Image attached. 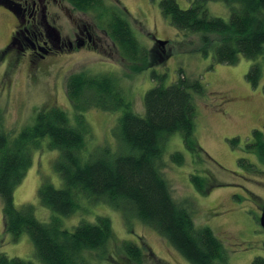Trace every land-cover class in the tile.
Wrapping results in <instances>:
<instances>
[{"label":"trees","instance_id":"obj_1","mask_svg":"<svg viewBox=\"0 0 264 264\" xmlns=\"http://www.w3.org/2000/svg\"><path fill=\"white\" fill-rule=\"evenodd\" d=\"M209 1L222 2L229 10L228 20L210 16L205 7ZM77 7L88 11L102 8V4L78 0ZM159 9L172 27L198 37L197 51L203 57L212 54L216 63L226 65H235L240 57L254 61L245 77L252 87L259 84L264 73V0H194L188 9L180 8L175 0H161ZM101 14L110 13L104 9ZM105 25L131 72L144 71L150 64L152 51L141 47L127 18L111 16ZM151 76L159 84L145 93L141 116L133 111L117 77L86 70L69 75L65 83L72 117L57 107L42 109L33 125L9 138L3 131L0 111L3 231L13 242L22 234L28 235L34 256L42 264H99L94 254L104 259L113 240L108 217L97 216L92 223L82 220L71 231L63 227L60 219L84 212L83 204L92 202H103L126 220L135 219L149 227L189 264H229L222 242L210 228L195 225L187 203L173 199L162 174L164 147L174 134H179L196 155L204 154L193 136V99L204 96L206 88L182 71L178 80L168 86L162 85L163 76L155 73ZM89 110L120 115L111 130L117 143L114 152L104 144L89 150L88 160H84L81 154L86 149L90 129L83 114ZM44 139H48L47 149L58 151L53 166L62 182V187L55 188L43 181L37 190L40 204L52 213L46 223L35 218L31 205L18 208L13 199L15 188L32 164L31 152L42 148ZM238 143L237 137L229 140L231 147ZM242 150L264 164V140L258 130H252L251 142L245 143ZM170 159L178 166L184 163L178 152ZM237 165L257 170L246 158H239ZM190 181L198 194H207V179L191 175ZM2 241L0 236V246ZM117 251L125 257L126 264H143V250L131 241H122ZM0 264L32 263L0 252ZM251 264H264V258L255 257Z\"/></svg>","mask_w":264,"mask_h":264},{"label":"rangeland","instance_id":"obj_2","mask_svg":"<svg viewBox=\"0 0 264 264\" xmlns=\"http://www.w3.org/2000/svg\"><path fill=\"white\" fill-rule=\"evenodd\" d=\"M120 1L118 7L125 10L122 14L131 24L141 47L152 50L149 66L140 73L131 72L128 62L114 52L108 40L105 52L81 51L49 59L43 64V71L37 66L30 69L25 62L16 64L13 56L8 60L1 59L0 55V111L4 133L9 138L15 137L22 129L33 125L42 109L57 107L72 117L73 108L66 97L65 83L69 75L81 70L112 73L127 93L133 111L140 116L144 113L145 93L159 84L151 74L163 76L162 85L168 86L178 80L182 71L184 76L198 79L206 88L204 96L193 99V136L204 154L196 155L189 150L179 134L170 136L164 147L162 174L170 185L172 197L177 202L187 203L197 227L213 231L228 253L229 264H251L255 257L264 258V230L258 222L264 201V164L242 150L245 143L251 142L254 129L264 140V73L259 84L252 87L245 76L254 61L240 57L235 65H226L216 63L212 54L203 57L197 51L198 37L172 27L161 14V0ZM175 1L180 8L188 9L194 0ZM205 7L210 16L228 20L229 10L222 2L209 1ZM7 11L10 12L0 5V50L14 25ZM156 41H166L163 54L160 46H155ZM119 115V112L98 110L83 114L90 129L86 149L81 154L84 160H88L89 150L104 144L114 152L117 143L111 130ZM236 137L239 143L231 147L229 140ZM47 143L48 139H44L42 148L32 150V164L13 194L16 207L31 205L35 218L43 223L48 222L52 213L38 200L39 186L47 181L55 188L62 187L53 166L58 151L47 149ZM176 152L184 158L180 166L170 159ZM239 158L248 159L257 170L238 167ZM191 175L207 179L206 195L195 191ZM82 211L69 218L61 217L63 227L71 231L80 221L92 223L97 216H106L111 221L113 240L107 247V255L99 259L94 254L99 264H126L125 257L117 251L124 240L143 250V264H189L155 231L135 219L126 220L103 202L84 203ZM0 236L3 239L1 253L42 264L34 256L28 235L22 234L13 242L11 236L4 233L1 200Z\"/></svg>","mask_w":264,"mask_h":264},{"label":"flooded vegetation","instance_id":"obj_3","mask_svg":"<svg viewBox=\"0 0 264 264\" xmlns=\"http://www.w3.org/2000/svg\"><path fill=\"white\" fill-rule=\"evenodd\" d=\"M96 1L102 8L84 11L78 9V0H0L11 9V13L7 12L14 23L0 50L1 59L9 60L13 56L16 64L25 62L30 69L37 66L43 71V64L49 59L81 51L105 52L106 40L119 54L117 45L108 36L105 22L111 16L121 17L125 10L118 7L120 0ZM104 9L109 16L101 14ZM160 48L163 54V47ZM261 205L263 209L264 201Z\"/></svg>","mask_w":264,"mask_h":264},{"label":"water","instance_id":"obj_4","mask_svg":"<svg viewBox=\"0 0 264 264\" xmlns=\"http://www.w3.org/2000/svg\"><path fill=\"white\" fill-rule=\"evenodd\" d=\"M0 5L4 6L9 11H11V9L6 4L0 3ZM165 43H166V41H156V44H158L160 47H164ZM258 222H259V225L261 226V228L264 230V208L261 211V214H260V217L258 219Z\"/></svg>","mask_w":264,"mask_h":264}]
</instances>
